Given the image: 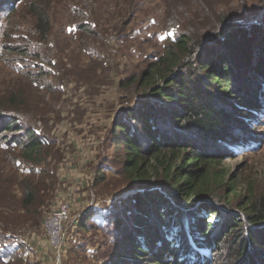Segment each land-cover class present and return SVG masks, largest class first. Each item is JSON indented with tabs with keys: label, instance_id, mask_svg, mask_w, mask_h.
Listing matches in <instances>:
<instances>
[{
	"label": "rangeland",
	"instance_id": "rangeland-1",
	"mask_svg": "<svg viewBox=\"0 0 264 264\" xmlns=\"http://www.w3.org/2000/svg\"><path fill=\"white\" fill-rule=\"evenodd\" d=\"M33 3L47 11L44 38ZM221 18L264 29V0H0L1 118L22 116L44 138V161L32 165L2 145L12 132L0 137V264H109L114 215L141 191L111 138L114 120L138 100L123 83L141 76L178 30L206 36ZM246 131L249 143L226 148L218 166L238 186L230 212L239 218L240 203L264 195V107ZM20 183L36 190L26 208ZM65 200L72 207L58 257L42 223ZM197 250L211 264L228 263L224 246Z\"/></svg>",
	"mask_w": 264,
	"mask_h": 264
},
{
	"label": "trees",
	"instance_id": "trees-1",
	"mask_svg": "<svg viewBox=\"0 0 264 264\" xmlns=\"http://www.w3.org/2000/svg\"><path fill=\"white\" fill-rule=\"evenodd\" d=\"M30 11L37 35L46 37L47 11L34 3ZM257 23L221 18L198 37L178 30L141 76L123 83L135 86L138 100L114 120L111 138L141 191L114 215L109 264H211L197 249L211 254L222 246L227 264H264V195L251 194L239 204L240 218L233 215L238 186L218 168L226 148L249 143L247 119L264 107V29ZM3 115L0 137L13 136L2 145L42 164L44 138L22 116ZM20 185L26 208L36 190Z\"/></svg>",
	"mask_w": 264,
	"mask_h": 264
},
{
	"label": "built area",
	"instance_id": "built-area-1",
	"mask_svg": "<svg viewBox=\"0 0 264 264\" xmlns=\"http://www.w3.org/2000/svg\"><path fill=\"white\" fill-rule=\"evenodd\" d=\"M71 207L69 200L62 201L48 213L42 223L48 246L56 252L58 257L67 238V223L70 221Z\"/></svg>",
	"mask_w": 264,
	"mask_h": 264
}]
</instances>
